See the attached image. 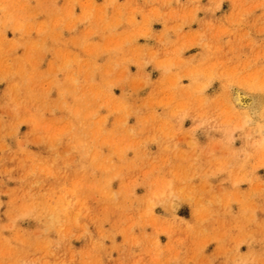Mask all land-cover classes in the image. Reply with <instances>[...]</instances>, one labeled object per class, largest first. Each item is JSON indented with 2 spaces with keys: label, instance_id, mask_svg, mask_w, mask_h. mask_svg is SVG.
<instances>
[{
  "label": "rangeland",
  "instance_id": "374dc122",
  "mask_svg": "<svg viewBox=\"0 0 264 264\" xmlns=\"http://www.w3.org/2000/svg\"><path fill=\"white\" fill-rule=\"evenodd\" d=\"M0 264H264V0H0Z\"/></svg>",
  "mask_w": 264,
  "mask_h": 264
},
{
  "label": "bare ground",
  "instance_id": "6f19581e",
  "mask_svg": "<svg viewBox=\"0 0 264 264\" xmlns=\"http://www.w3.org/2000/svg\"><path fill=\"white\" fill-rule=\"evenodd\" d=\"M233 101L238 107L243 108L242 110H244V112L239 111L238 114L243 113V115L247 120L253 119L254 114L257 113V107H256L257 100L254 97L250 96L246 92L236 89L233 94ZM55 215L52 218L55 219ZM56 217H59L58 218L59 220H63V217L58 213Z\"/></svg>",
  "mask_w": 264,
  "mask_h": 264
}]
</instances>
